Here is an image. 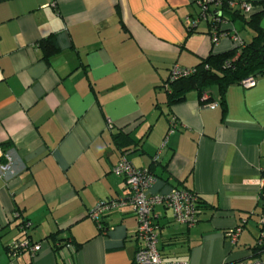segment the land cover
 I'll return each instance as SVG.
<instances>
[{
	"label": "crops",
	"instance_id": "0c3cea01",
	"mask_svg": "<svg viewBox=\"0 0 264 264\" xmlns=\"http://www.w3.org/2000/svg\"><path fill=\"white\" fill-rule=\"evenodd\" d=\"M239 1L252 5L236 9L245 21L264 2ZM199 13L198 0L0 3V149L11 157L0 176V264H132V212L104 215L103 229L89 217L99 202L127 195L112 174L123 150L154 175L148 195L179 188L201 201L192 228L153 208L163 260L264 264L256 250L264 247V75L223 96L213 86L167 102L172 68L235 47L214 45ZM228 24L251 42L244 21ZM48 38L57 52L46 57L38 44ZM24 239L40 246L36 256L9 251Z\"/></svg>",
	"mask_w": 264,
	"mask_h": 264
},
{
	"label": "built area",
	"instance_id": "2783aa9c",
	"mask_svg": "<svg viewBox=\"0 0 264 264\" xmlns=\"http://www.w3.org/2000/svg\"><path fill=\"white\" fill-rule=\"evenodd\" d=\"M200 13L198 20H204L211 27L212 43L217 45L220 40L227 39L235 47L243 46L244 43L233 29H224L229 25L221 18V9L226 7L230 10L239 8L243 13H249L252 5L239 0H198ZM197 21L191 22V29ZM193 73L192 69L172 68L170 79L185 77ZM256 78L250 77L243 80L240 85L244 88H251L255 85ZM209 108L213 109L214 105ZM0 158L6 163L0 165V176L9 169L11 157L8 153L0 149ZM112 174L124 179L127 195L121 198L99 202L90 212L89 217L101 225L99 219L113 211L128 208L137 220L135 240L137 249L134 254V264H188L184 261H165L161 258L158 249L157 227L154 223L153 208L157 205H163L171 211L173 221L176 224L192 228L197 223V197L193 192L173 188L168 194L163 196H150L147 194L148 189L155 182L154 175L148 170L137 169L123 154L118 163L112 168ZM264 222V218H263ZM29 223H24L23 229L29 228ZM239 233V229L229 235L232 241ZM20 251H28L32 257L40 251V246L31 244L28 239H24L14 244L9 249L14 254ZM234 264H261L260 262H237Z\"/></svg>",
	"mask_w": 264,
	"mask_h": 264
},
{
	"label": "trees",
	"instance_id": "16d2710c",
	"mask_svg": "<svg viewBox=\"0 0 264 264\" xmlns=\"http://www.w3.org/2000/svg\"><path fill=\"white\" fill-rule=\"evenodd\" d=\"M8 1L12 0H0V3ZM261 6V10L250 14L248 21H245L236 10H230L226 7L221 9L222 19L231 24L237 20L244 21L246 26L255 34L254 37L250 43H244L243 46L234 47L226 53L208 56L192 69L193 73L185 77L171 80L169 75L165 81L169 106L183 102L185 96L192 91L204 93L213 86L217 87L223 96L227 87L240 84L250 77L257 78L264 75V28L261 26V21L264 18V2ZM38 46L43 50L46 57L57 52L52 38L42 40ZM125 153L127 150L122 151V155ZM196 197L199 213L203 207L199 197L197 195ZM263 249L264 247L256 248L260 251ZM132 264H134V260Z\"/></svg>",
	"mask_w": 264,
	"mask_h": 264
},
{
	"label": "rangeland",
	"instance_id": "374dc122",
	"mask_svg": "<svg viewBox=\"0 0 264 264\" xmlns=\"http://www.w3.org/2000/svg\"><path fill=\"white\" fill-rule=\"evenodd\" d=\"M243 35V34H242Z\"/></svg>",
	"mask_w": 264,
	"mask_h": 264
}]
</instances>
